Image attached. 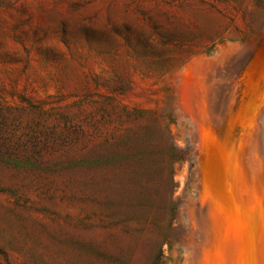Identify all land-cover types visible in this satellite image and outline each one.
Segmentation results:
<instances>
[{
  "label": "rangeland",
  "instance_id": "1",
  "mask_svg": "<svg viewBox=\"0 0 264 264\" xmlns=\"http://www.w3.org/2000/svg\"><path fill=\"white\" fill-rule=\"evenodd\" d=\"M263 53L264 0H0V264H191L193 118L244 129Z\"/></svg>",
  "mask_w": 264,
  "mask_h": 264
},
{
  "label": "bare ground",
  "instance_id": "2",
  "mask_svg": "<svg viewBox=\"0 0 264 264\" xmlns=\"http://www.w3.org/2000/svg\"><path fill=\"white\" fill-rule=\"evenodd\" d=\"M262 70L264 73V66ZM261 83V91L254 95L253 103L249 101L236 118L237 125L244 129L237 128L236 132L231 128L224 134H216L206 118H193L200 170L199 215L195 214L200 230L191 264H264V173L258 182L254 180L259 183L257 188L251 179H255L254 173L250 170L253 175L247 174L249 169L243 162L239 135L246 132V138L257 149L259 137L255 124L264 105V75ZM191 217H195L193 212Z\"/></svg>",
  "mask_w": 264,
  "mask_h": 264
}]
</instances>
